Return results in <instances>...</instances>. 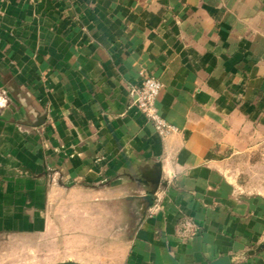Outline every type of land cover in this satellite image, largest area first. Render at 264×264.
Returning a JSON list of instances; mask_svg holds the SVG:
<instances>
[{"label":"crops","instance_id":"obj_1","mask_svg":"<svg viewBox=\"0 0 264 264\" xmlns=\"http://www.w3.org/2000/svg\"><path fill=\"white\" fill-rule=\"evenodd\" d=\"M146 77L167 138L131 106ZM258 165L264 0H0V234L108 240L80 219L55 227L70 194L130 218L111 264H264V193L243 176Z\"/></svg>","mask_w":264,"mask_h":264},{"label":"rangeland","instance_id":"obj_2","mask_svg":"<svg viewBox=\"0 0 264 264\" xmlns=\"http://www.w3.org/2000/svg\"><path fill=\"white\" fill-rule=\"evenodd\" d=\"M258 166L253 174L251 173V177L243 176L248 179L247 188L254 192L264 193V167ZM106 209L109 210L110 215L102 216L101 211L107 212ZM74 210H83L84 213L81 217H72L71 213ZM119 211L117 204L100 205L99 200H79L73 195L66 194L55 203H51L50 215L55 227H59L61 222L70 223L72 220L80 219L84 226L87 223L92 225L94 229L102 228L105 231L104 236L109 239L103 242L100 238H95V240L87 242L90 244L88 248L76 249L69 245L57 243L54 239L53 225H51V232L46 233L41 238L0 234V264H57V261L70 258V256L73 257L75 254L82 255L83 258L85 257L97 264L101 262L111 264L113 261L117 263L121 257V251L116 247L117 243L114 240L117 232L122 231L124 227L127 230L131 225L130 218L127 216L123 219L118 215ZM57 212L58 214L62 213V218L57 215ZM85 220L89 221L86 222ZM106 230L109 232L107 233ZM89 235L87 239L90 238Z\"/></svg>","mask_w":264,"mask_h":264},{"label":"built area","instance_id":"obj_3","mask_svg":"<svg viewBox=\"0 0 264 264\" xmlns=\"http://www.w3.org/2000/svg\"><path fill=\"white\" fill-rule=\"evenodd\" d=\"M162 90V84L154 77H146L139 88L132 91L131 106L136 107L154 126L157 134L167 138L178 132V129L160 115L156 102Z\"/></svg>","mask_w":264,"mask_h":264},{"label":"water","instance_id":"obj_4","mask_svg":"<svg viewBox=\"0 0 264 264\" xmlns=\"http://www.w3.org/2000/svg\"><path fill=\"white\" fill-rule=\"evenodd\" d=\"M43 121L38 124V126L42 125ZM162 179V166L161 164L158 165V169L154 172L152 179H151V184L149 185L150 188V193L147 196L142 197L145 202H147V209L153 206L154 204V195L159 189L160 183ZM62 264H77V263H72V262H67V263H62ZM211 264H231V258L230 257H223L220 258L219 260L212 262Z\"/></svg>","mask_w":264,"mask_h":264}]
</instances>
